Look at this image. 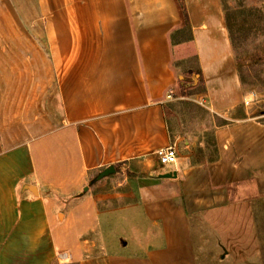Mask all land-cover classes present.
I'll return each mask as SVG.
<instances>
[{
	"label": "crops",
	"instance_id": "0c3cea01",
	"mask_svg": "<svg viewBox=\"0 0 264 264\" xmlns=\"http://www.w3.org/2000/svg\"><path fill=\"white\" fill-rule=\"evenodd\" d=\"M183 4L203 102L226 116L244 94L222 2ZM181 22L177 0H0V264H264L263 122L217 126L206 162L155 157ZM63 131L93 213L73 247L38 182Z\"/></svg>",
	"mask_w": 264,
	"mask_h": 264
},
{
	"label": "rangeland",
	"instance_id": "374dc122",
	"mask_svg": "<svg viewBox=\"0 0 264 264\" xmlns=\"http://www.w3.org/2000/svg\"><path fill=\"white\" fill-rule=\"evenodd\" d=\"M221 2L229 20L234 59L243 80L244 94L243 102L226 116L210 110L203 102V86L189 42L188 27L181 22L170 35L175 79L167 92L169 97L164 98L163 110L170 142L175 146L177 157L187 163L214 159L213 134L217 126L245 117L264 123V0ZM38 153L42 167L38 182L50 191V201L55 204L53 216L56 226L62 229V241L67 247H73L86 235V223L93 213L85 212L91 198L83 200V193L88 189H83V175L76 170L77 154L72 133L63 131L46 137L41 140ZM172 166L165 165L169 169ZM93 178L91 175V185ZM95 192L96 189L93 194ZM72 198L76 201L68 205ZM79 255L76 252L74 257ZM54 264L77 262L73 259Z\"/></svg>",
	"mask_w": 264,
	"mask_h": 264
},
{
	"label": "built area",
	"instance_id": "2783aa9c",
	"mask_svg": "<svg viewBox=\"0 0 264 264\" xmlns=\"http://www.w3.org/2000/svg\"><path fill=\"white\" fill-rule=\"evenodd\" d=\"M169 97V95H167ZM157 162L161 165L173 164L176 162L177 153L174 144L170 143L163 148H158L154 152Z\"/></svg>",
	"mask_w": 264,
	"mask_h": 264
},
{
	"label": "trees",
	"instance_id": "16d2710c",
	"mask_svg": "<svg viewBox=\"0 0 264 264\" xmlns=\"http://www.w3.org/2000/svg\"><path fill=\"white\" fill-rule=\"evenodd\" d=\"M177 2L179 4V6H180V10H181V13H182L183 22L187 26V17H186V12H185V8H184L183 0H177ZM222 6H223V9H224L225 23L227 25V29H228V32H229V37H230V40H231V45H233V39H232V36H231V33H230L229 20H228L227 14L225 12V6L223 4H222ZM239 79H240V81L242 83L243 80H242V77L240 75H239Z\"/></svg>",
	"mask_w": 264,
	"mask_h": 264
},
{
	"label": "water",
	"instance_id": "95a60500",
	"mask_svg": "<svg viewBox=\"0 0 264 264\" xmlns=\"http://www.w3.org/2000/svg\"><path fill=\"white\" fill-rule=\"evenodd\" d=\"M111 172H113V167L112 166H109L106 169H104L101 173H99L98 174V177H102V176L107 175V174H109ZM171 175H173V174L167 173L165 176L166 177H170Z\"/></svg>",
	"mask_w": 264,
	"mask_h": 264
}]
</instances>
